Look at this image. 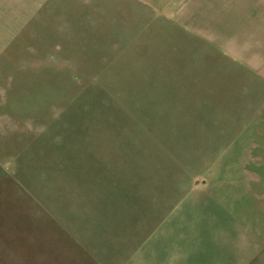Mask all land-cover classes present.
Here are the masks:
<instances>
[{"label":"rangeland","instance_id":"1","mask_svg":"<svg viewBox=\"0 0 264 264\" xmlns=\"http://www.w3.org/2000/svg\"><path fill=\"white\" fill-rule=\"evenodd\" d=\"M120 5L0 0V264H79L102 215H192L177 194L213 157L174 136Z\"/></svg>","mask_w":264,"mask_h":264},{"label":"crops","instance_id":"2","mask_svg":"<svg viewBox=\"0 0 264 264\" xmlns=\"http://www.w3.org/2000/svg\"><path fill=\"white\" fill-rule=\"evenodd\" d=\"M113 3L127 31L158 42L143 83L155 76L174 136L213 158L177 194H191L192 215H102L110 235L96 233L79 264H264V0Z\"/></svg>","mask_w":264,"mask_h":264}]
</instances>
